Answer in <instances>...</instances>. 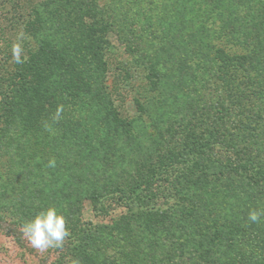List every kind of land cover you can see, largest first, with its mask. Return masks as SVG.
I'll list each match as a JSON object with an SVG mask.
<instances>
[{"label": "rangeland", "instance_id": "rangeland-1", "mask_svg": "<svg viewBox=\"0 0 264 264\" xmlns=\"http://www.w3.org/2000/svg\"><path fill=\"white\" fill-rule=\"evenodd\" d=\"M154 4L156 11L145 13L143 21L137 22L140 33H145L151 44L134 46L133 54L126 50L130 66L143 70L136 83L139 101L132 102L127 111L115 104L121 120L107 114L110 101L97 96L96 83L91 79V89L87 87L91 93L87 89L85 95L75 92L71 96L64 87L59 88L65 75L56 74L49 75L47 90L51 92L42 96L56 97L61 110L57 119L53 120L55 111L42 114L39 120L38 109L32 112L22 106L11 124L0 127V264H56L59 253L55 249L40 253L21 228L46 207L56 206L66 221L91 234L95 228L122 223L124 214L132 216L124 206L115 205L111 195L100 202L94 197V191L101 192L108 182H132L135 178L139 182L159 172L166 185L155 191L158 200L166 206L176 201L181 205L193 203V197L183 194L198 169L183 140L187 131L205 120L207 105L223 94L211 78L212 55L203 40L208 36H196L200 22L187 26L192 29L185 32L188 40L183 41L171 5L164 0ZM64 5L62 0H0L1 91L18 73L13 45L21 46L23 57L28 54V43H35L25 30L33 9L43 20L39 38L69 57L74 54L68 39L75 41V37L68 33ZM259 6L264 7V2ZM119 40L113 35L110 47L119 46ZM195 42L197 47H192ZM197 49L204 64L201 69L185 63L189 58L186 52ZM263 60L261 56L254 60L259 71ZM84 68L91 78L95 76L92 62L77 69L81 72ZM108 80L105 84L111 86L112 77ZM53 159L55 166L49 167ZM198 195L206 208L198 223L169 234H136L135 238L116 228L110 256L123 264H264V217L258 222L248 219L251 210L264 209V189L243 176L217 181ZM79 254L75 250L62 264H87Z\"/></svg>", "mask_w": 264, "mask_h": 264}, {"label": "trees", "instance_id": "trees-1", "mask_svg": "<svg viewBox=\"0 0 264 264\" xmlns=\"http://www.w3.org/2000/svg\"><path fill=\"white\" fill-rule=\"evenodd\" d=\"M62 1L68 15V33L75 37V41L68 39L74 54L70 58L39 38L43 20L40 13L33 9L28 14L29 20L26 19L25 30L29 37H34L35 43H28V54L17 62L18 73L3 86L4 90H0V127L11 124L22 106L32 112L38 109L41 114L39 120L42 114L47 116L57 112L60 107L56 97L42 96L51 92V89L47 90L49 78L56 74L58 77L65 75L66 80L59 88H65L71 96L75 92L78 95L91 93L90 79L95 82L97 96L110 101L107 114L115 119L121 120L115 104L127 111L132 102L139 101L136 83L143 69L137 67L134 70L130 66L126 50L133 54L134 46L139 48L142 44H151L145 33H140L137 22L143 21L145 13L151 15L156 11L155 0H125L130 3L115 6L111 3L124 0ZM164 1L167 6L171 5L173 14L178 18L176 28L182 31H179V36L183 37V41L188 40L185 32L192 29L187 26H196L197 21L200 22V26L197 25L200 32L196 36H208L203 40L212 55L211 78L218 83L223 94L217 100L220 102L207 105L205 120L192 131H187L183 140L198 169L183 194H188L190 199L193 197V203L181 205L176 201L166 206L158 200L155 191L166 185L163 173L159 172L139 182L136 178L132 182L121 179L108 182L101 192L94 191V197L100 202L101 198L111 195L109 197L113 198L115 205L124 206L132 212V216L124 214L120 217L123 218L122 223L95 228L93 234L91 231L82 232L67 221L70 235L60 248L55 249L59 253L56 264H62L63 259L67 261L75 250L87 264H123L110 256L111 242L116 240L112 234L114 230L119 229L135 238L136 234L149 237L157 232L169 234L179 228H190L198 223L200 213L206 211L198 193H203L205 187L222 179L229 181L244 176L252 185L264 189V101L261 100L264 96V60L261 71L254 65L259 56L264 59V7L259 6L264 0ZM134 2L139 5L135 6ZM113 35L120 39L116 48L110 47ZM178 42L182 46V40L178 39ZM196 45L195 42L192 47ZM186 53L189 58L185 63L190 68L203 67L198 49ZM88 62L94 66L93 78L85 68L81 72L77 69ZM195 75L198 76V72L195 71ZM110 77L111 86H106ZM19 92L23 95H17ZM17 99H20L19 105ZM66 201L73 203L71 199ZM69 212V208L65 209V213Z\"/></svg>", "mask_w": 264, "mask_h": 264}, {"label": "clouds", "instance_id": "clouds-1", "mask_svg": "<svg viewBox=\"0 0 264 264\" xmlns=\"http://www.w3.org/2000/svg\"><path fill=\"white\" fill-rule=\"evenodd\" d=\"M12 53L16 62H21L22 48L19 44L13 45ZM60 111V109L57 110L53 120L59 117ZM48 166L54 167L55 160H49ZM261 217H264V209H253L248 215L251 222H258ZM21 228L31 246L40 253L60 248L70 235L66 217L56 206H49L39 211L31 219L25 221Z\"/></svg>", "mask_w": 264, "mask_h": 264}]
</instances>
